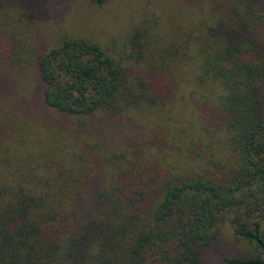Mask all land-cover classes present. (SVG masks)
<instances>
[{
	"label": "trees",
	"instance_id": "16d2710c",
	"mask_svg": "<svg viewBox=\"0 0 264 264\" xmlns=\"http://www.w3.org/2000/svg\"><path fill=\"white\" fill-rule=\"evenodd\" d=\"M171 1L43 47L50 0H0V264H200L223 227L264 264V0Z\"/></svg>",
	"mask_w": 264,
	"mask_h": 264
},
{
	"label": "rangeland",
	"instance_id": "374dc122",
	"mask_svg": "<svg viewBox=\"0 0 264 264\" xmlns=\"http://www.w3.org/2000/svg\"><path fill=\"white\" fill-rule=\"evenodd\" d=\"M156 3L157 0H107L97 6L90 0H50L44 26L37 33V38L43 47L54 46L56 39L63 34L91 38L102 43H109L113 39L122 42L123 36L139 21L141 14L145 10L149 12V7ZM144 5L145 8L141 10ZM172 5H177L174 6L175 13L182 17L189 12L181 0H172ZM155 14L159 18L164 16L160 15V11ZM20 85L24 94L35 95L34 73L26 70L21 74ZM244 251L246 246L234 239L229 227H223L215 243L202 252L200 264H221L225 258Z\"/></svg>",
	"mask_w": 264,
	"mask_h": 264
}]
</instances>
